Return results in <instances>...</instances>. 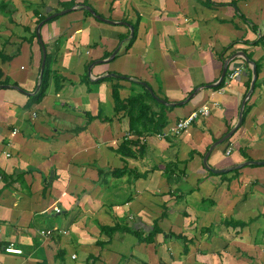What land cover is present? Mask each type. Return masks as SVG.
<instances>
[{
  "label": "crops",
  "instance_id": "obj_1",
  "mask_svg": "<svg viewBox=\"0 0 264 264\" xmlns=\"http://www.w3.org/2000/svg\"><path fill=\"white\" fill-rule=\"evenodd\" d=\"M72 1L88 2L115 23L73 7L42 22L39 40L40 20ZM211 2L0 0V52L13 58H0L1 80L9 77L18 85L0 87V169L10 177L6 186L0 179V264H264V165L231 170L247 161H264V0ZM122 23H138L127 51L128 41L121 37L132 35ZM42 45L46 57L51 55L53 73L64 82L56 92L51 77L44 99L27 108L40 85ZM239 51L260 62L261 71L245 105L244 123L210 153L211 168L228 170L214 174L203 158L237 124L252 81V64L239 57L228 71L240 75L220 89L213 87L222 74V58ZM113 75L137 80L100 81ZM142 82L167 103L180 105L167 112L162 134L147 138L144 158H122L116 150L125 137H135L129 119L115 112L112 85L119 84L126 99L143 93ZM204 106L210 109L208 116L199 114L180 134L173 133ZM100 110L108 121L101 119ZM87 113L93 121L88 122ZM174 158L187 164L173 169L185 176L170 186L164 172ZM124 167L147 176L135 182L129 174L99 177V169ZM116 181L134 195L124 200ZM172 187L183 198L159 221L162 232L148 241L163 209L154 210V199L167 202ZM207 196L212 199L206 203ZM55 205L60 214L52 211ZM63 210L68 217L57 219ZM122 216L134 222L132 228L118 222ZM237 222L247 225L235 227ZM115 225L138 234L101 231ZM11 243L22 253H7ZM90 256L95 259L88 262Z\"/></svg>",
  "mask_w": 264,
  "mask_h": 264
},
{
  "label": "trees",
  "instance_id": "obj_2",
  "mask_svg": "<svg viewBox=\"0 0 264 264\" xmlns=\"http://www.w3.org/2000/svg\"><path fill=\"white\" fill-rule=\"evenodd\" d=\"M207 2H208V4H212L211 0H207ZM229 4L231 6H234L236 8V10H238L236 2L232 1ZM220 5H222V4H220ZM61 6L64 10L71 9L73 7H77V9L83 10L85 15L94 17L98 21H101V20H99L97 18V16L104 18L103 16L98 14L92 8V6L90 4H88V2H84L83 4L82 3L76 4L74 1H72V2H68V3H61ZM89 9H93L95 12V15H93L89 11ZM58 12L59 11H57L56 13H58ZM58 17L59 16H57L56 18L51 19V20L46 22V19L48 18V16H46L40 20V23H42V22L50 23V22L54 21L55 19H57ZM242 18L244 20H246V18L243 15H242ZM109 21H110V18H109ZM132 26L134 27V34L132 36L128 37L127 39L125 37H121V41H124V42L128 41L127 46L125 48L126 51L128 49H130V47L133 45V43L137 37L138 23L133 24ZM252 27L254 30H256L255 25H252ZM260 42L261 41L254 42L255 43L254 45H257ZM246 43H248V42H246ZM235 44H236V42L230 44L229 46H227L224 49V51L225 52L229 51L231 48H233V46ZM108 57H109V55H106L105 59H107ZM0 58L4 61H11L13 59L12 56L4 55V54H2V52H0ZM249 58L252 59V57L250 55H249ZM222 59H225V58H222ZM254 63L256 65L257 73L259 75V73L261 71V66H260L261 64H260V62H254ZM51 68H52L51 55L47 53L45 70H44L43 76L40 77L39 88L35 94H32V96H29V101L26 104L27 108H30L33 104L40 103L44 99V97L47 93V90L49 88V83H50L51 77H53L55 91L58 92L61 90L62 83L64 82V79L59 77L58 75L54 74ZM228 74H229V71L227 72V74H226L224 80L221 82V84H219L217 87H215V89H220L224 86V84L227 80ZM3 76H4V73L0 70V87L11 85V86H14V88H15L18 86L15 83L11 84L9 77H6L4 80H1V78ZM120 78L129 79L130 77L117 75L116 78H114V77H107L106 76L103 79H101L100 81L113 82L114 80H116V79L119 80ZM131 80L133 82V81H136L137 79L132 78ZM250 85H251V80L249 83L248 90L250 88ZM256 87H257V82L255 85V88ZM142 88H143V93L141 92V93H138L135 95H131L126 99H122L121 94H120L121 86L117 83L112 85V95H113V99H114V103H115V112L116 113L123 112L124 115L129 119V131L135 137V138H130L129 136L125 137L124 140L122 141V143L120 144L119 148L116 150L117 153L122 156V158H133V159L144 158L145 155L147 154V138L152 136V135H161L162 134L163 130L166 128V126L168 124L167 112L169 110L173 109L174 107L178 106V105H176V106H172V107H167L166 105H163V104L157 102L152 97V95L150 94V92L148 90L149 88L152 89V87L149 84H147V87L142 86ZM193 92H191V94H193ZM154 93L156 94L155 91H154ZM156 96H158V95L156 94ZM159 98H161V97H159ZM162 100L168 102L167 99H162ZM152 103H155L156 105H158L159 110H155L152 106ZM246 111H247V106H245V109H244L242 124L245 121V117L247 114ZM101 113L102 112L100 110L99 116L101 117V119L104 121H108L109 118L103 117L101 115ZM86 115L88 116V119H89L88 122L93 121L94 117H92V115H90L88 113ZM208 151H209V148L207 149V152ZM178 164L186 165L187 161L182 162V161H179L178 158H174V161L168 162L166 164L164 174H165V177L167 178L168 182H170L171 180H173L176 177H182L183 178L185 176L181 172H179L180 173L179 175L175 174V171L173 169L175 167H177ZM98 172H99V177L102 176L105 179H107L108 176H114V177L119 178V177H123V176L129 174L130 180L133 182H135L139 178H144L147 176L146 172L141 173L137 169L130 170L128 167H124L122 169H110V170L99 169ZM0 179L2 181H4V183H5L4 186H6L9 183L10 177L7 176L0 169ZM170 197H171V199L163 204L162 215L153 224L151 232H150L151 238H149L148 241H154V238L157 236V234L162 232V230L160 229V226H159V221L161 219L165 218L167 216V213L170 210V208L174 204H177L183 198V193H182V191H179V195H176L175 191H173V193L172 192L170 193ZM226 225L230 226L229 223H227ZM235 225H236L235 227L244 228L247 224L245 222H237V223H235ZM101 231L104 233H107V235H109V236L115 232H118V231L130 233V234L134 233L136 235L138 234L134 231H131V229L128 226H125L123 228V227H120L118 225H115L113 227L102 226ZM172 237L178 238L179 236L172 235ZM93 257L94 256H90L88 258V262L91 260H94L95 257L94 258Z\"/></svg>",
  "mask_w": 264,
  "mask_h": 264
},
{
  "label": "water",
  "instance_id": "obj_3",
  "mask_svg": "<svg viewBox=\"0 0 264 264\" xmlns=\"http://www.w3.org/2000/svg\"><path fill=\"white\" fill-rule=\"evenodd\" d=\"M70 11H72V8L71 9H66V10H62L58 13H55V14H52L50 16H48V18L46 19V22L51 20V19H54L56 18L57 16H62L66 13H69ZM89 11L95 15V12L93 9H89ZM97 18L99 20H101L102 22H107V23H115V22H112V21H109V20H106L100 16H97ZM124 25H126L127 27L130 28L131 30V35L134 34V27L127 24V23H122ZM43 25V23H41L38 28H37V35H38V38L39 40H41V35H40V28L41 26ZM42 50H43V59H42V65H41V74H40V77L43 76V73H44V70H45V65H46V49L45 47L42 45ZM116 55V52L112 55V57H115ZM243 58L246 62L252 64V81H251V85H250V89L248 90L247 92V95L245 97V99L243 100L242 102V105L240 107V111H239V118H238V122L237 124L234 126V128H232L226 135H224L221 139L217 140L214 144H212L209 148V151L205 154L204 158H203V163H204V166L207 170H209L210 172L214 173V174H221V173H224L228 170H219V169H213L209 166L208 164V160H209V156H210V153L213 151V149L215 147H217L218 145L224 143L225 141H227L228 139H230L234 134L235 132L239 129V127L241 126L242 124V120H243V114H244V109H245V105H246V102L247 100L249 99V97L251 96V94L253 93L254 89H255V85H256V82H257V79H258V73H257V69H256V65L250 61L249 57L244 53V52H236L235 54L231 55L230 57L224 59L223 63V70H222V74H221V77L218 81L217 84L213 85V87H217L219 84H221V82L224 80L227 72H228V69H229V65L236 59V58ZM116 77V75H113ZM142 85L144 87H147V84L142 82ZM211 87V86H209ZM4 88H7V86H5ZM150 94L152 95V97L159 103L163 104V105H166V106H174V104H170V103H167L166 101L162 100L161 98H159L158 96H156V94L154 93V91L149 88L148 89ZM197 92V90L191 94L189 96V99L192 98V96ZM189 99L187 101H189ZM175 105H180V104H175ZM247 165H264V161L263 162H256V161H247L239 166H236V167H232L231 170H235L237 168H242V167H245Z\"/></svg>",
  "mask_w": 264,
  "mask_h": 264
},
{
  "label": "built area",
  "instance_id": "obj_4",
  "mask_svg": "<svg viewBox=\"0 0 264 264\" xmlns=\"http://www.w3.org/2000/svg\"><path fill=\"white\" fill-rule=\"evenodd\" d=\"M240 75V71L239 70H234V71H231L228 75H227V79L229 80H233L235 78H237L238 76ZM199 114H202L204 116H208L210 114V109L209 107L207 106H204L200 111L198 112H194L192 113L189 117H187L185 120H183L182 122L178 123L175 128L173 129V133L175 135H178L180 134L184 129H186L194 119H196L198 117ZM16 133V132H14ZM230 153V150L228 151V154ZM52 210L57 213V214H60L62 211L61 209L55 205L54 207H52ZM42 234H45V232L43 231ZM65 234V232H64ZM5 251L7 253H14V254H21L22 251L19 250V249H16L14 247V244L11 243L9 244L7 247H5ZM73 259L76 258V256H72Z\"/></svg>",
  "mask_w": 264,
  "mask_h": 264
},
{
  "label": "rangeland",
  "instance_id": "obj_5",
  "mask_svg": "<svg viewBox=\"0 0 264 264\" xmlns=\"http://www.w3.org/2000/svg\"><path fill=\"white\" fill-rule=\"evenodd\" d=\"M110 177H112V176H110ZM176 180V178H174L173 180H171L170 182H168L169 183V185L171 186V185H173L174 183V181ZM168 181V180H167ZM177 182V181H176ZM122 182H120V181H116V187H118V188H121V193H123V196H125V199L124 200H128L129 199V197L131 196V195H134V191H133V189H130V190H124L123 189V187H122ZM174 186H177L176 184H174ZM159 188V187H158ZM173 188V191H175V194L176 195H179V191L176 189V187H172ZM173 193V192H172ZM130 195V196H129ZM134 197V196H133ZM156 198H160L159 196L158 197H156ZM207 201H206V203L210 200V199H212L210 196H207ZM161 200L162 199H154V205H153V208H154V210L156 209V208H163V202H161ZM180 202V201H179ZM178 202V203H179ZM160 203H161V205H160ZM177 203V204H178ZM205 203V204H206ZM177 204H174L171 208H176V205ZM109 210L111 209V208H108ZM53 211V210H52ZM65 213H63V215H61V216H59V215H56V218L58 219V218H61L62 216H65L66 218L68 217V216H66V215H68L69 214V212H67L66 210H63ZM162 211H163V209H162ZM162 211H160V214H162ZM57 221V224H60V221L59 220H56ZM118 222H120V223H122L123 225H130L129 227H131V225H133V221H131L127 216L125 217V216H122L121 218H119L118 219ZM132 228V227H131ZM68 252H70V250L68 249ZM78 254H79V251H78Z\"/></svg>",
  "mask_w": 264,
  "mask_h": 264
}]
</instances>
